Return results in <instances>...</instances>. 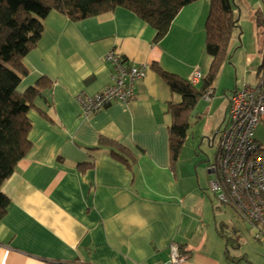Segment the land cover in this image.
Segmentation results:
<instances>
[{
    "label": "crops",
    "instance_id": "obj_1",
    "mask_svg": "<svg viewBox=\"0 0 264 264\" xmlns=\"http://www.w3.org/2000/svg\"><path fill=\"white\" fill-rule=\"evenodd\" d=\"M210 3L184 7L159 43L151 26L123 8L79 22L58 12L45 19L38 46L24 59L29 73L19 91L43 77L52 80L54 88L39 106L52 120L29 112L33 147L2 186L10 205L0 220V264H165L172 246L188 256L182 264H240L227 257L216 227L205 221L210 184L203 178L208 173L213 180L208 166L201 171L195 162L197 177L183 172L190 161L188 137L172 164L167 106L181 97L153 69L157 64L189 81L197 70L205 77ZM234 8L239 29L205 113L215 116L211 131L225 122L235 91L259 84L264 63L256 22L264 0H235ZM247 25L254 28L247 31ZM111 51L150 70L131 104L86 115L76 96L111 84L104 61ZM202 115L195 110L192 117ZM102 138L120 143L131 158L118 159L100 146Z\"/></svg>",
    "mask_w": 264,
    "mask_h": 264
},
{
    "label": "trees",
    "instance_id": "obj_2",
    "mask_svg": "<svg viewBox=\"0 0 264 264\" xmlns=\"http://www.w3.org/2000/svg\"><path fill=\"white\" fill-rule=\"evenodd\" d=\"M195 1L0 0V220L7 215L10 205L9 198L1 192L2 186L33 147L29 139L32 129L29 112L36 109L45 119L52 120L48 113L39 107L41 101L47 99L48 92L54 88L52 80L43 77L25 92L19 91L22 79L29 73L24 59L38 46L44 32L45 19L52 12H58L73 22H79L123 8L151 26L156 31L154 42L159 43L168 35L182 9ZM256 16L259 31L264 27V15ZM205 28V52L211 58V63L207 74L198 84L200 87L176 74L164 71L157 64L153 66L171 91L181 97L179 102L173 101L167 106V112L171 116L169 142L173 165L177 164L181 155L197 104L207 92L213 90L224 65L231 57L232 39L239 29L238 14L232 0H211ZM100 146L109 147L118 159L124 161L132 156L127 148L115 140L102 138ZM218 158L219 149L216 163ZM128 162H133V159ZM79 167L88 169L91 165ZM217 231L224 241L225 230L218 228ZM226 253L228 258L234 260L228 256L229 250Z\"/></svg>",
    "mask_w": 264,
    "mask_h": 264
},
{
    "label": "built area",
    "instance_id": "obj_3",
    "mask_svg": "<svg viewBox=\"0 0 264 264\" xmlns=\"http://www.w3.org/2000/svg\"><path fill=\"white\" fill-rule=\"evenodd\" d=\"M111 67V84L102 92L90 95L80 92L77 102L86 115L96 114L114 103L131 104L136 99V87L150 70L148 64H133L115 52L104 58ZM202 80L197 70L191 83ZM213 91L205 94L209 101ZM226 127L220 134L219 158L208 166L213 176L210 188L222 204L232 206L243 220L257 228L256 238L264 240V149L255 139L254 131L264 125V65L257 86L244 85L229 100ZM262 242V241H261ZM188 256L172 246L165 264H182ZM83 264V263H71Z\"/></svg>",
    "mask_w": 264,
    "mask_h": 264
},
{
    "label": "rangeland",
    "instance_id": "obj_4",
    "mask_svg": "<svg viewBox=\"0 0 264 264\" xmlns=\"http://www.w3.org/2000/svg\"><path fill=\"white\" fill-rule=\"evenodd\" d=\"M250 28H254V26H246L247 31ZM263 30L264 27L262 26L258 31L259 38L262 39V45L264 44ZM206 58L207 60H211L208 55H206ZM197 87H200V85ZM214 87L216 88L215 85ZM210 105V101L201 99L197 105L196 111L201 112L203 115L200 116L198 121L196 117H192V120H194L191 121L192 125L185 145V150L189 153L187 158L190 159V161H185L184 163L183 172L186 176L197 177V166L195 162H198L201 171L205 170V172H207V166L216 163L220 134L225 129L227 122L226 120L223 122L219 131L217 129L211 131V127H213L216 122L215 116L208 117V115L205 114ZM203 131H206L205 137L203 136ZM254 135L256 141H258L259 145L264 149L263 124L260 123L256 127ZM213 138H215V142L211 144L210 139ZM203 181L209 185L211 176L207 173ZM207 200V210L204 211L206 224L211 225L212 228L215 226L216 230L218 228L225 230L226 239L224 243H221L225 249V253L229 250L230 257L234 260H240V264H264V240L261 239V242L256 238L258 233L257 228L243 220L232 206L220 203L211 188Z\"/></svg>",
    "mask_w": 264,
    "mask_h": 264
},
{
    "label": "clouds",
    "instance_id": "obj_5",
    "mask_svg": "<svg viewBox=\"0 0 264 264\" xmlns=\"http://www.w3.org/2000/svg\"><path fill=\"white\" fill-rule=\"evenodd\" d=\"M150 67H151V66H150ZM201 75H202V74H201ZM202 78H203V76H202ZM190 82H191V81H190ZM200 82H201V81H200ZM198 84H199V83H198ZM198 84H197V85H198ZM195 86H196V85H195ZM210 91H211V90H210ZM212 91H213V90H212ZM207 93H208V92H207ZM207 93H206V94H207ZM211 97H212V96H211ZM203 99H204V97H203ZM210 100H211V98H210ZM210 100H209V101H210Z\"/></svg>",
    "mask_w": 264,
    "mask_h": 264
},
{
    "label": "water",
    "instance_id": "obj_6",
    "mask_svg": "<svg viewBox=\"0 0 264 264\" xmlns=\"http://www.w3.org/2000/svg\"><path fill=\"white\" fill-rule=\"evenodd\" d=\"M232 2H233V4L235 3V0H232ZM213 141L215 140V138L214 139H212Z\"/></svg>",
    "mask_w": 264,
    "mask_h": 264
}]
</instances>
